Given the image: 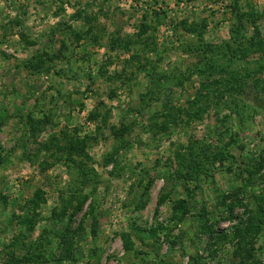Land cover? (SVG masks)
Instances as JSON below:
<instances>
[{"label":"rangeland","instance_id":"obj_1","mask_svg":"<svg viewBox=\"0 0 264 264\" xmlns=\"http://www.w3.org/2000/svg\"><path fill=\"white\" fill-rule=\"evenodd\" d=\"M231 7L0 0V264H264V0L239 2L263 52L197 101Z\"/></svg>","mask_w":264,"mask_h":264},{"label":"trees","instance_id":"obj_2","mask_svg":"<svg viewBox=\"0 0 264 264\" xmlns=\"http://www.w3.org/2000/svg\"><path fill=\"white\" fill-rule=\"evenodd\" d=\"M241 0H232V7L231 10L233 12V15H235L236 22H235V29L230 30V35L232 37L231 38V43H224L222 46H217V47H213L211 45H207L205 46L203 49V53L202 56L209 61V66L207 68H209L210 70H208V78L209 80H207V83H200V87L201 90L199 91L198 95V99L197 101L200 102V98L203 100V104L205 105V108L207 107V104H209V99H210V95L213 94L215 92H218V90H223L224 93H229L230 92V85L232 84H236L238 82V80H235V76L236 74L234 73V71H232V69H230V65L235 63V62H241V61H245L248 57H250L251 55H254L258 52H263L261 49L263 46V41L261 43H256L254 41H249L248 39H245V32H242V21H244V19L248 18V21L250 19L249 15L247 13H243L240 11L239 9V2ZM252 19V18H251ZM254 26V25H253ZM206 27L205 24H202L201 27H199L197 30L196 29H192V28H187L186 30H189V33L191 34H197L199 31L202 32V30H204ZM241 28V29H240ZM148 30V26L143 25L141 27V30L139 31V34L137 35L138 37L143 36ZM200 33V32H199ZM257 33V32H256ZM131 42V41H130ZM114 45L115 42H113ZM233 45V46H232ZM222 49L224 51H222ZM195 50H198L197 48H195ZM57 57L60 56V54L56 55ZM223 63V64H222ZM259 68L262 69V67L260 66ZM261 69H258L256 71V75L257 74H262L263 72L261 71ZM214 73L219 74L218 76H224L227 77L225 79V81L222 80H218L216 78L211 79L212 75H214ZM203 73H200L199 76H203ZM253 82L255 84V88L257 83H260L258 79H253ZM264 85V82H263ZM221 86L225 87L224 89L221 88ZM243 86H245V84H243ZM261 92L264 93V86H261ZM221 96V95H220ZM222 97V96H221ZM203 111H200L196 114V117H198L200 119L201 114ZM142 127V126H141ZM143 129V127H142ZM144 130V129H143ZM66 145V144H65ZM69 147V143L67 144ZM66 145V146H67ZM72 146V145H71ZM73 149L80 151V149L82 148L81 146H79L77 143L74 144V146H72ZM84 148V147H83ZM60 151H63L60 148ZM114 156L115 153L111 155V160H114ZM73 178L70 177V180H72ZM74 191V190H73ZM74 198L76 197H72V200H75ZM167 196L166 195H162L159 197L158 201H157V208L160 207L166 200ZM70 199V203H72V201ZM77 200H79V198H77ZM78 205H80V203L78 202ZM157 208L155 210V212H157ZM80 209V207L76 208L74 210V212H77ZM92 209L89 212L90 214H92ZM188 214V207L186 206V203L184 201H178L175 204L174 207V214L172 215V219L174 221L177 222H181L184 220L185 216ZM251 222L253 220V218L250 219ZM252 226V224L250 225ZM252 228H254L252 226ZM254 231H256V229H253ZM151 233H155V230H153ZM122 239H123V244H124V249L126 251H131V243L129 241V239L125 236L122 235Z\"/></svg>","mask_w":264,"mask_h":264}]
</instances>
